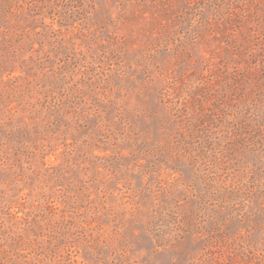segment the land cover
I'll use <instances>...</instances> for the list:
<instances>
[{
    "label": "rangeland",
    "instance_id": "1",
    "mask_svg": "<svg viewBox=\"0 0 264 264\" xmlns=\"http://www.w3.org/2000/svg\"><path fill=\"white\" fill-rule=\"evenodd\" d=\"M0 264H264V0H0Z\"/></svg>",
    "mask_w": 264,
    "mask_h": 264
}]
</instances>
